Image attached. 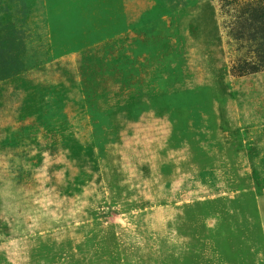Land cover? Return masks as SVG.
I'll return each mask as SVG.
<instances>
[{
    "label": "rangeland",
    "instance_id": "1",
    "mask_svg": "<svg viewBox=\"0 0 264 264\" xmlns=\"http://www.w3.org/2000/svg\"><path fill=\"white\" fill-rule=\"evenodd\" d=\"M0 264H264V0H0Z\"/></svg>",
    "mask_w": 264,
    "mask_h": 264
}]
</instances>
